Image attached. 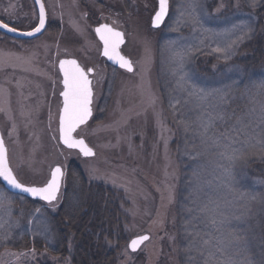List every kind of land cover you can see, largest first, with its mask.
Masks as SVG:
<instances>
[{
	"label": "rangeland",
	"instance_id": "1",
	"mask_svg": "<svg viewBox=\"0 0 264 264\" xmlns=\"http://www.w3.org/2000/svg\"><path fill=\"white\" fill-rule=\"evenodd\" d=\"M45 2L50 22L45 35L22 43L0 33V89L4 90L0 94V107L5 108L0 111V131L14 175L25 186L42 187L55 167H62L66 174L69 165L76 163L89 184L120 191L129 203L128 243L116 264H177L174 211L181 180L182 163L178 156L185 145L184 139L177 142L179 133L172 119L176 120L177 112L182 121L187 120L191 112L201 117L206 111L218 109L216 100L210 98L208 104L213 107H208L192 98L189 103H183L185 116L179 111V105L174 111V98H189L186 91L176 87L178 76L173 75L177 67L173 51L187 53L182 72L188 90L230 92V100L224 106L227 123L217 121L208 137L213 131L219 136L241 116L245 117V123L259 127L264 93L256 85L264 81V70L245 72L240 67H225L226 59L213 51L232 45V57L236 48L254 33L257 18L250 11V0H171V18L161 30L151 26L158 9L157 0ZM259 2L263 4L264 0ZM7 11L22 23L15 27L30 30L36 26L38 15L31 0H0L2 22L8 18ZM108 20L125 35L122 53L132 61L133 74L120 70L111 72L112 67L101 58V44L94 28ZM56 24H60L61 31L53 35L52 27ZM248 29L251 31L245 36ZM238 37L243 39L238 40ZM146 47L150 50V62L145 60ZM200 56L212 61L207 74L196 70ZM70 58L76 59L86 70H96L94 115L77 133L95 151L92 159H83L78 152L68 151L59 140L63 88L58 63ZM107 88L110 105L106 112L104 108L101 112ZM149 93L155 97L153 106L147 103ZM190 119L196 121L192 116ZM174 143L177 154L171 151ZM256 154H250L247 161H254ZM259 160L263 162L262 167L255 171L247 166L242 172L244 179L256 189L264 190V159ZM170 187L175 193L171 203L168 200ZM0 193L6 194L10 201L0 207V264H74L72 247L65 257L50 251L57 249V241L49 217L57 213L63 190L56 203L32 206L29 212L24 200L8 195L1 188ZM262 208L261 216L260 210L255 208L259 211L252 217L250 227L261 242L250 249L252 257L249 259L255 264L264 261V202ZM223 226L221 223L217 229L222 231ZM229 226L233 228V224ZM25 234L31 240V248L20 245ZM142 235H150V241L138 253H131L129 242ZM36 240L44 241L43 248L35 246ZM229 243L231 249L236 245ZM234 256L242 261L246 253Z\"/></svg>",
	"mask_w": 264,
	"mask_h": 264
},
{
	"label": "trees",
	"instance_id": "2",
	"mask_svg": "<svg viewBox=\"0 0 264 264\" xmlns=\"http://www.w3.org/2000/svg\"><path fill=\"white\" fill-rule=\"evenodd\" d=\"M259 1L256 7L250 9L257 18L254 33L236 48L234 56L225 60V67H240L245 72L264 70V3L259 4ZM211 62L203 56L198 57L195 64L197 72L207 74ZM110 70L116 72V69ZM109 97L110 91L107 88L100 106L101 112L102 108L107 111ZM178 108L182 116L187 114L183 103ZM169 115L172 119V113ZM189 115L196 120L193 122L188 116L187 120L192 122L190 132H186L180 123V113L177 112L176 120L172 119L179 133L177 142L184 139L185 145L178 156L180 164L182 163L181 180L174 211L177 264H203L209 252L221 257V253L217 251L220 246L226 249L224 258L231 256L237 260L234 255L237 252L241 255L244 251L245 259H249L252 257L253 246L261 244L250 227L255 212L260 210V216L262 214L264 190L256 189L253 183L245 180L242 171L247 166L255 171L263 166L259 159H264V144L260 143L264 140V134L261 133L260 126L254 128L251 125L247 129L248 136L240 135L235 142L224 140L219 146H215L209 137L205 138L206 143L202 141L197 123L198 113L191 112ZM234 124L236 123L232 125ZM234 135L236 136L235 133ZM176 143L173 144L172 154H177ZM252 153H258V156L254 157V161H249L252 163L249 166L247 159ZM192 154L197 158L192 159ZM0 188L11 195L1 182ZM14 197L26 202L28 212L32 206L43 205L19 196ZM14 205L19 206L16 202ZM205 207L211 210L209 215H215L222 221V231L209 222L208 216L201 213L200 209ZM129 208L122 192L104 185L89 184L77 164L71 163L67 168L58 211L49 217L57 241V249L50 251L65 257L72 247L74 264H116L117 257L128 243ZM255 208L259 210L255 211ZM249 214L251 220L247 221ZM242 217L246 219H239ZM229 224H233V228ZM233 235L243 238L239 245L232 241ZM26 236L27 234L20 245L31 248V240ZM42 240L35 241V246L39 249L43 248ZM204 241H208V244L205 245ZM229 242L236 245L231 249Z\"/></svg>",
	"mask_w": 264,
	"mask_h": 264
},
{
	"label": "snow or ice",
	"instance_id": "3",
	"mask_svg": "<svg viewBox=\"0 0 264 264\" xmlns=\"http://www.w3.org/2000/svg\"><path fill=\"white\" fill-rule=\"evenodd\" d=\"M36 3L39 4V26L35 27L32 31L24 32L23 35L32 36L36 33H39L45 25V6L41 0H36ZM258 0H250V6L256 7ZM193 9L195 5L191 6ZM169 9V0H158V10L156 11L153 17V27H159L166 16L168 15ZM181 15H184L182 12ZM189 15H192L189 13ZM193 21L196 20L195 16H192ZM0 28H5L10 32H15L17 29L9 27L6 23H0ZM96 33L99 35L100 40L103 41L104 49L103 55L106 56L109 60L113 61L115 64H118L121 68L126 69L128 72H133V64L125 56L121 55L119 49L121 44L124 42V33L116 31L115 29L109 27L108 25H102L95 29ZM251 29L245 31L244 35H249ZM243 39V37H238V40ZM237 41H233V44ZM232 45H229L226 48H215L213 49L216 53H221L222 58L228 59L231 52ZM145 60L150 62V50L145 48ZM187 53H182L179 51H173V61L177 65L176 69L173 70V75L178 76L176 80V87L181 91H186L189 99L181 100L174 98L172 107L177 110V105L184 103H189L190 99L195 98L196 102L200 105H207L208 107H213L211 104H208L209 99L217 101L215 108L218 111H206L204 116L199 117L198 127L200 129V136L203 142H207L204 138L208 137V133L211 129L217 126V121L227 123L226 120V111L224 106L228 104L230 100V92L227 90L218 91V92H208L205 93L200 90L186 88L187 81L185 80L184 73L182 72L183 65L186 59ZM60 71L63 73V91L61 95L63 97V108L62 113L59 118V134L60 140L68 148H77L84 156H94L95 153L93 150L88 147L83 139H76L73 136V133L81 125L86 124L89 118L92 115V98H93V89H92V80L89 79V73L92 71L89 69L85 71L76 60L65 59L59 62ZM256 87L264 93V81H261L256 85ZM4 92L3 89H0V94ZM6 103V101H4ZM147 103L149 106L155 104V97L149 93L147 97ZM0 111H5V108L0 107ZM207 117L206 119L204 117ZM11 118V117H9ZM245 117L241 116L237 118L236 124L231 125L230 127H225V129L219 134L215 133L209 137L211 142L215 146L221 144V140H227L230 143L235 142L240 135L248 136L247 129L251 127V124L243 123ZM180 123L184 126L185 131H189L192 128V122L188 120H182ZM163 132V126L160 125ZM259 126L261 127V133L264 134V110H262L261 117L259 120ZM13 131L15 127L13 126ZM233 133L236 136H233ZM163 139V134L161 135ZM250 142V141H249ZM261 144H264V140L260 141ZM165 147L167 145L165 144ZM223 155V153H222ZM192 159H196L197 156L192 154ZM234 157H229L233 159ZM63 172L60 167H55L51 172V178L43 187H31L25 186L22 184L17 177L14 175L12 169L8 165V150L5 145L4 136L0 134V178L3 181L13 188L17 189L20 192L28 193L33 197H38L41 200L46 201L49 205H52L54 201L57 200V196L60 192L62 181H63ZM167 175V173H166ZM175 199L174 190L170 187L168 190V200L173 202ZM255 199V197H253ZM9 198L6 194L0 193V207H3L6 203H9ZM39 211V209H37ZM191 211V209L189 210ZM201 213L208 216L209 222L212 225H219L222 221L218 220L215 215H209L211 211L207 207L200 209ZM149 240L148 235L139 236L136 239L131 241L129 247L133 252L137 251L140 245ZM243 240L239 235H233L232 241L239 245ZM205 245L208 244V241L203 242ZM217 251L221 253V257H217L215 253L209 252L205 258L203 264H255L251 259L245 260H236L231 256L224 258L226 254V249L223 246L217 248ZM203 255V253H201ZM240 253L237 252L236 255ZM261 264H264V261H261Z\"/></svg>",
	"mask_w": 264,
	"mask_h": 264
},
{
	"label": "water",
	"instance_id": "4",
	"mask_svg": "<svg viewBox=\"0 0 264 264\" xmlns=\"http://www.w3.org/2000/svg\"><path fill=\"white\" fill-rule=\"evenodd\" d=\"M33 2H34V4H35V6H36V9H37V12H38V19H39V4H37L36 3V0H33ZM41 2L44 4V2H43V0H41ZM44 6H45V4H44ZM169 11H170V2H169V9H168V15L166 16V18L164 19V21H163V23L159 26V27H153V23H152V28L154 29V30H158V29H160V28H162V26L165 24V22H166V20H167V18H168V16H169ZM45 13H46V16H45V25H44V28L43 29H41V31L39 32V33H36V34H34V35H32V36H27V35H23L22 33H24V32H20V31H15V32H10V31H8L7 29H5V28H0V33H2V34H4V35H7V36H10V37H12V38H14V39H17V40H22V41H31V40H35V39H37V38H39V37H41L42 35H43V33L46 31V29H47V25H48V13H47V10H46V7H45ZM153 22V21H152ZM0 23H3V22H1L0 21ZM105 25V24H104ZM37 26H39V21H38V25ZM102 26V25H101ZM109 26V25H108ZM100 27V26H99ZM109 27H111V26H109ZM111 28H113V27H111ZM113 29H115V28H113ZM116 31H120V30H118V29H115ZM120 32H122V31H120ZM95 35H96V37H97V39L99 40V42L101 43V45H102V51H101V56H102V58H104L111 66H113V67H115V68H117V69H120V70H122V71H124V72H126V73H128V74H133L134 73V71H135V67H134V65H133V72H128L126 69H124V68H121L118 64H115L113 61H111V60H109L106 56H104L103 55V49H104V45H103V41H101L100 40V37H99V35L96 33V31H95ZM125 43H126V39H125V35H124V42H123V44H121V46H120V49H119V51H120V53H121V55H123L122 54V48H123V46L125 45ZM124 56V55H123ZM127 58V57H126ZM128 59V58H127ZM63 60H65V59H63ZM69 60H75V59H69ZM130 60V59H129ZM62 61V60H61ZM77 61V60H76ZM131 61V60H130ZM132 62V61H131ZM77 63L79 64V62L77 61ZM133 64V63H132ZM80 65V64H79ZM81 66V65H80ZM58 68H59V64H58ZM83 68V67H82ZM92 71L89 73V79L90 80H92V89H93V76H95V74H96V70H94V69H91ZM59 71H60V68H59ZM86 71V70H85ZM60 74H61V77H62V87H63V73L60 71ZM62 97V96H61ZM93 104H94V89H93V98H92V104H91V109H92V115H91V117L89 118V120L87 121V123L86 124H83V125H81L79 128H77L76 129V131L73 133V136H74V138H76V139H82V138H79L78 136H77V133L79 132V130L81 129V128H83V127H85L91 120H92V118H93V115H94V108H93ZM62 108H63V97H62ZM62 108H61V111H60V115H61V113H62ZM60 118V117H59ZM0 134H1V132H0ZM59 140H60V134H59ZM84 140V139H83ZM85 141V140H84ZM60 143H61V145L65 148V149H67V150H69V151H76V152H78L79 153V155L83 158V159H92V158H94L95 157V155H96V153H95V151L93 150V152L95 153V155L94 156H84L80 151H79V149H77V148H68V147H66L64 144H63V142L60 140ZM85 143H86V141H85ZM87 144V143H86ZM88 145V144H87ZM89 147V146H88ZM8 165H9V167H10V164H9V159H8ZM57 167H60V166H57ZM11 168V167H10ZM61 168V170H62V172H63V181H62V185H61V189H60V192H59V194H58V196H57V200L56 201H54L53 202V204L54 203H56L57 201H58V199H59V197H60V195H61V192H62V189H63V185H64V180H65V171H64V169L62 168V167H60ZM54 170V169H53ZM50 178H51V175H50ZM0 181H1V183H2V185L4 186V188L9 192V193H11V194H13V195H16V196H21V197H24V198H26V199H28V200H31V201H35V202H41V203H44V204H47V205H49L46 201H44V200H41V199H39L38 197H33V196H31L30 194H28V193H24V192H20L19 190H17V189H13V188H11L8 184H7V182H5V181H3V179L2 178H0ZM43 187V186H42ZM143 236V235H142ZM149 236V240L148 241H146V242H144V244H142V245H140L139 246V248L137 249V251H135V252H133L132 250H131V248L129 247V245L131 244V241L133 240H131L130 242H129V244H128V249H129V251L131 252V253H133V254H135V253H138L139 251H140V249L147 243V242H149L150 241V239H151V237H150V235H148ZM136 238H138V237H136ZM136 238H134V239H136Z\"/></svg>",
	"mask_w": 264,
	"mask_h": 264
},
{
	"label": "flooded vegetation",
	"instance_id": "5",
	"mask_svg": "<svg viewBox=\"0 0 264 264\" xmlns=\"http://www.w3.org/2000/svg\"><path fill=\"white\" fill-rule=\"evenodd\" d=\"M20 1V0H19ZM32 1V3L34 4V2H33V0H31ZM74 1H77V2H79V3H83V4H85V3H88V2H90V1H96V0H74ZM43 2H44V4H45V7H46V2H45V0H43ZM169 2H170V13H169V17L167 18V21L165 22V24H164V26H163V28L165 27V25L167 24V22L169 21V19H170V16H171V0H169ZM157 5H158V0H157ZM34 7H35V9H36V6H35V4H34ZM47 10V9H46ZM158 10V9H157ZM36 11H37V9H36ZM6 13H8V11L6 12ZM8 15V18H7V20H4L3 18V20L4 21H6L5 23L6 24H8L9 25V27H11V28H15V29H17V31H20V32H28V31H32L35 27H37V25H38V21H39V19L37 20V23H36V26L34 27V28H32V29H30V30H26L25 28H17V27H15L16 25H22V23H20V22H18V19L16 18V17H14V15L11 13V14H7ZM37 15H38V12H37ZM155 15V14H154ZM154 17V16H153ZM153 17H152V21H153ZM1 18V17H0ZM1 21V20H0ZM4 21H3V23H4ZM104 24H106V25H109V26H111V27H113V28H115V29H118V28H116L113 24H112V21L111 20H108L107 22H105V23H102V24H100V25H98L97 27H99V26H101V25H104ZM151 25H152V22H151ZM49 26H50V22H49V20H48V25H47V29H46V31L43 33V35H45L46 33H47V31H48V29H49ZM97 27H95L94 28V33H95V29L97 28ZM162 29V28H161ZM161 29H159V30H161ZM61 31V26H60V24L58 25V24H56V27H52V34L53 35H56V34H58L59 32ZM42 35V36H43ZM7 36V35H6ZM8 37H10V36H8ZM10 38H12V37H10ZM40 38V37H39ZM39 38H37V39H39ZM14 39V38H13ZM15 40H17V39H15ZM36 40V39H35ZM35 40H31V41H22V40H18L19 42H22V43H26V42H32V41H35ZM102 58V57H101ZM105 62H106V64L108 65V63H107V61L104 59V58H102ZM90 69V68H89ZM88 70V69H87ZM58 71H59V68H58ZM60 73V72H59Z\"/></svg>",
	"mask_w": 264,
	"mask_h": 264
}]
</instances>
